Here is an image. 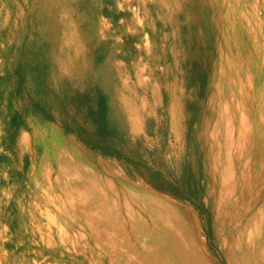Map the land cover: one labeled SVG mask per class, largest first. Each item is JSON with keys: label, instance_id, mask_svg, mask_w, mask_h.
<instances>
[{"label": "rangeland", "instance_id": "374dc122", "mask_svg": "<svg viewBox=\"0 0 264 264\" xmlns=\"http://www.w3.org/2000/svg\"><path fill=\"white\" fill-rule=\"evenodd\" d=\"M151 1L0 0V264L103 260L94 238H85L75 223L61 183L56 186L53 173L42 174L30 164L43 138L34 134L41 124L117 169H129L134 176L129 182L190 214L209 264H229L225 233L203 201L197 175L202 162L193 134L206 52L198 0H162L165 9ZM232 6L230 15L239 19L232 23L239 36L234 42L258 44L250 56L259 62L254 68L258 79L264 78V0H235ZM242 23L251 25L256 35L249 34L251 40L239 35ZM163 40L182 56L185 92L176 107V134L166 100ZM147 45L150 56L139 63V46L143 52ZM116 90L122 100L114 102ZM124 105L126 116L120 111ZM263 197L249 210L261 228Z\"/></svg>", "mask_w": 264, "mask_h": 264}, {"label": "bare ground", "instance_id": "6f19581e", "mask_svg": "<svg viewBox=\"0 0 264 264\" xmlns=\"http://www.w3.org/2000/svg\"><path fill=\"white\" fill-rule=\"evenodd\" d=\"M157 1L166 8L162 0L151 2L157 5ZM234 1L198 0L196 7L206 47L201 70L204 82L198 89L203 94L198 99L193 134L202 162L197 175L203 186V201L225 233L223 246L229 264H264V226L261 228L255 215L249 214L251 204L264 194V78L258 79L254 68L259 62L250 56L258 44L234 42L239 37L232 26L239 19L229 13ZM241 13L244 21L246 15ZM245 23L239 35L248 34L250 39L251 25L250 29L247 24L243 27ZM174 47L167 49L163 40L168 63L166 100L172 113L171 133L176 134L180 133L176 107L185 90L179 73L182 56ZM139 51L138 62L142 63L150 56V45L143 47V52L139 46ZM142 70L136 71L139 83ZM119 93L114 91V102L122 100ZM127 109L124 105L120 111L126 116ZM134 124L132 131H137ZM39 129L34 134L39 137L42 133L43 138L30 164L44 170L42 174L53 173L56 186L61 183L62 195L77 216L72 220L82 227L85 238H94L96 254L103 258L100 264H209L190 214L147 194L140 183L129 182L134 178L129 169L120 165L117 169L86 152L48 124H41Z\"/></svg>", "mask_w": 264, "mask_h": 264}, {"label": "trees", "instance_id": "16d2710c", "mask_svg": "<svg viewBox=\"0 0 264 264\" xmlns=\"http://www.w3.org/2000/svg\"><path fill=\"white\" fill-rule=\"evenodd\" d=\"M101 108H102V106H101ZM102 110H104V108H102ZM104 112H105V110H104Z\"/></svg>", "mask_w": 264, "mask_h": 264}]
</instances>
